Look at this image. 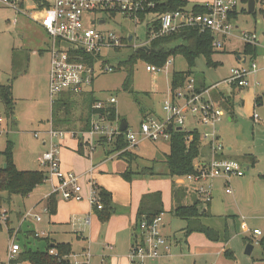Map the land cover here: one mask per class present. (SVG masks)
<instances>
[{"label": "rangeland", "instance_id": "374dc122", "mask_svg": "<svg viewBox=\"0 0 264 264\" xmlns=\"http://www.w3.org/2000/svg\"><path fill=\"white\" fill-rule=\"evenodd\" d=\"M196 1L188 0V6ZM235 1L239 13L231 22L233 30L229 37L225 40L218 37L223 42L224 48L214 50L211 59L216 65L208 66L205 58L202 56L197 58L186 81L194 79L197 83L203 82L206 87L220 83L214 92L233 99V118L231 119L222 109L223 118L215 125L214 132L220 137L216 145H220L222 151L231 157L230 161L238 162L244 175L232 177L226 185H223L222 178H207L192 184H189L185 177L171 178L167 175L164 164L165 155L169 152V142L159 140L153 143L137 137L135 147L126 148L138 158L130 165V169L136 172L143 168L154 167L156 175H133L130 181H126L123 174L128 171L127 162L117 157V153L105 155L111 143L106 144L107 146L98 143L99 146L94 145L92 148L86 144L88 136L80 133L77 122L83 106L78 99H82L79 96L69 95L76 106L72 110L71 126H68V131L59 139L58 159L61 172L70 173L77 178V186L80 188L78 197L66 201L60 194L55 195L56 215L49 217L50 215L44 210L45 201L37 204L51 193V182L47 179L45 183L37 186L27 199L22 201L20 197H13L10 205L1 204L0 264H10L7 260L8 230L18 229L20 220L17 215L23 209L24 213L30 212L31 215L27 217L21 230L17 232L18 237L15 238V243L22 249L29 247L33 251H43L45 249L43 236L37 239L31 235L27 236V232L47 233L50 229H56L64 233L63 241H68L73 251L78 250L79 253L84 248V253L92 256L90 264H126L130 249L129 225L136 219L141 199L153 193L161 195L163 213L160 215L161 223L158 231L166 237L170 249L167 256L147 261L145 264H242L240 259L250 262V259L237 258L234 254L243 247L246 238L252 240L255 245L253 257L256 259L260 256V249L256 244L260 238L251 237V231L258 228L262 236L264 235V71L261 70L251 77L249 87L234 91L223 81L229 77L230 69L239 65L236 56L242 52L244 46L237 38L240 33H255L262 43L264 3L255 5L256 15L253 16L241 13L243 5L239 0ZM33 10V0H23L21 10L0 3V84H12V96L16 102L14 115L9 118L6 117L0 102V153L5 151L7 142H11L15 166L28 171L42 169L37 158L47 149L42 142L47 140L46 131L50 129L51 119L48 93L49 39L42 27L30 17V11ZM150 19L135 23L116 15L107 19L105 25H95V28L113 32L118 37L131 35L137 42H143L147 37L146 25ZM109 54L112 58L111 64L117 65L118 60L120 62L127 60L133 54V49H121L119 52ZM168 62L170 63L152 73L146 71L145 62H137L133 73L134 95L122 89L126 76L123 69L112 73H97L92 88L94 96L103 101L110 97L115 98L114 108L118 117L127 121L129 132H137L140 121L146 118L161 122L167 117L162 106L170 94L171 75L187 70L186 61L182 56L170 58ZM257 97L261 99L259 104L255 102ZM254 114L259 117L258 123L252 119ZM68 127L64 126L61 129L66 131ZM193 129H198L202 134L212 132L211 129L196 123L191 116H187L183 130L191 132ZM71 132L77 134L73 137ZM34 134H38V137L35 138ZM207 141L203 139L201 151L205 150L204 144ZM80 142L83 143V152L78 148ZM243 156L254 157L256 163L253 166L249 165L242 160ZM90 184L111 193L115 212L106 221H101L90 210L88 202ZM173 186L203 187L210 193L209 211L213 217L204 218L202 223L213 230H223V220L220 215L236 214L238 218H235V236L227 245L210 241L202 233L184 234L186 223L171 215L170 190ZM226 189L231 192L230 195L225 194ZM193 202L194 199L190 197L186 200V205H191ZM77 203L78 225L74 227L68 221L72 218V206ZM203 204L205 205V202L200 205L201 208ZM90 211L91 214L88 215ZM35 216L41 221H36ZM82 217H85L84 220ZM59 220L63 222L58 223ZM76 230L82 232L78 234V240L72 235ZM10 231L12 233V230ZM223 245L224 250L233 251L231 252L234 259L224 255L221 250ZM75 259L72 257L71 261ZM83 259H85L83 255L78 256L79 262H83Z\"/></svg>", "mask_w": 264, "mask_h": 264}, {"label": "built area", "instance_id": "2783aa9c", "mask_svg": "<svg viewBox=\"0 0 264 264\" xmlns=\"http://www.w3.org/2000/svg\"><path fill=\"white\" fill-rule=\"evenodd\" d=\"M34 10L30 11V17L39 24L49 39V72L48 93L52 104L62 95L87 96L93 92V81L97 73H112L117 65H112L110 52H119L121 49L132 48L133 53L149 48L151 41L157 37L169 35L181 28H191L199 33L209 32L213 35L212 47L221 50L224 44L218 37L225 40L229 37L232 28L230 14L237 12L235 0H202L197 5L206 9V12H193L191 6L173 13L155 14L154 0H33ZM240 2V0H239ZM0 3L8 7L23 8V0H0ZM264 3V2H263ZM256 5V3H255ZM246 9V5L243 6ZM120 15L135 23L151 18L146 25L149 30L143 42H137L134 36L131 40L127 36L118 37L107 30H97L95 25L103 26L107 19ZM143 17V18H142ZM157 22V26H155ZM264 34V33H263ZM237 38L243 44L251 45L258 49L256 58L246 56L245 62L230 69L229 77L223 81L230 89L248 87L249 79L259 71H264V36L262 43L255 33L242 32ZM170 62H166L168 64ZM158 70L154 66L147 65V72ZM220 83L210 87H204L200 91L195 90L196 81L190 79L183 86L173 92L170 90L169 97L163 103L162 110L167 114L165 120L157 122L151 118L141 120L137 132H129L128 125L125 132L119 131V122L108 119V110L114 108L115 98L97 101L91 106L94 114L89 120V129L80 131L86 134V142L90 148L105 140L106 144L113 143L118 136L123 134L128 146L135 147L137 137L141 140H149L153 143L170 140V133L183 126L187 116H191L196 123L212 130L204 133L202 139L208 140L211 149L210 162L202 167H197L195 175L185 176L190 183H199L207 178H222L227 182L232 177H242L243 170L236 161L217 159L222 151L220 145H216L217 137L214 127L223 118V110L211 97V92L218 88ZM102 111V113H101ZM255 123L259 122L257 114L253 115ZM171 126V131L168 126ZM67 131L54 129L50 122V129L46 131L47 146L45 152L37 158L38 164L46 170L47 179L51 182L49 196L60 194L63 200L69 201L78 197L80 188L77 186V178L72 174H64L60 170L58 159L59 139ZM73 137L77 132H71ZM38 137V134H34ZM191 137L189 136L187 141ZM126 150V148L124 149ZM123 150V151H124ZM122 151V152H123ZM121 152L117 153V156ZM97 188L90 184L88 202L91 208L101 210L102 203L97 193ZM196 194L205 204L210 203V193L203 187L195 189ZM226 193H230L226 189ZM36 221L40 218L35 216ZM88 223V220H86ZM160 216L151 224L143 221L138 227L134 242L129 250L126 264H145L154 261L161 256H167L170 245L166 237L162 236ZM17 231L10 234V247L7 251L8 263L17 259L20 254L19 245L15 243ZM35 235V237L43 236ZM253 238H261L262 233L258 229L251 231ZM258 242V241H257ZM256 242V244H257ZM51 255L55 252L50 251ZM85 257L83 262L70 261L72 264H90L91 255L82 253Z\"/></svg>", "mask_w": 264, "mask_h": 264}, {"label": "trees", "instance_id": "16d2710c", "mask_svg": "<svg viewBox=\"0 0 264 264\" xmlns=\"http://www.w3.org/2000/svg\"><path fill=\"white\" fill-rule=\"evenodd\" d=\"M248 0H240V3L244 6ZM255 3H263L264 0H254ZM155 8L152 13L164 14L173 13L176 11L183 10L188 7V0H154ZM193 12L203 13L206 9L200 5L191 6ZM241 13H247L243 7ZM239 12L230 14L231 20L237 18ZM255 16V11L252 14ZM143 18V17H142ZM157 26V22L154 24ZM148 29L146 33H148ZM213 35L209 32L199 33L197 30L191 28H181L169 35L160 36L151 41L149 44L148 51L139 50L133 53L131 56L122 62H119L117 69H123L126 72L125 79L122 83V89L131 95H134L132 88L133 84V73L134 66L137 62L143 61L147 65L154 66L157 69H161L165 66L166 62L170 58L175 56H182L186 61L187 70L185 72H175L171 75V92L177 88L183 86L187 76L191 74V70L195 66V61L199 57L205 58L208 66H215L216 64L212 61L211 57L214 54V48L212 47ZM242 55L247 58L253 59L258 55V49L245 44L242 49ZM204 88L203 85H199L196 82L195 90L198 92ZM211 97L215 104L220 108L224 109L230 118H233L234 114V102L231 97H226L222 93H215L214 90L211 92ZM97 101L94 93H89L83 103L82 111L77 118L79 123L80 131H87L89 129V120L94 114L91 110V106ZM261 101L259 97L256 98V104ZM0 102L3 105L4 112L7 118L14 115L15 100L12 96V84L2 85L0 84ZM76 104L70 100L69 95H62L51 104V125L54 129L62 130L61 128L71 126L73 120V109ZM102 113V111H101ZM108 119L112 122L120 121L116 109L110 108L108 110ZM69 127L66 129L68 131ZM191 137L187 141L188 137ZM101 145H106L105 140L99 141ZM82 144L80 142L81 147ZM128 144L123 136H118L115 141L111 144L110 148L107 149L106 155L121 152L117 157L124 159L128 164V171L123 174V178L126 181H130L133 175H156L154 167L143 168L141 171L133 172L130 165L137 161L135 156L130 151H123L127 148ZM200 135L197 131L185 132L175 131L170 133L169 140V152L165 155L164 164L167 170V175L173 177H185L188 175H195L197 173V167L195 165L196 160L200 155ZM123 151V152H122ZM3 158V159H1ZM217 159H223L218 155ZM242 160L248 162L249 165L253 166L256 163V159L252 156H243ZM156 163V161H154ZM155 163H152L154 165ZM5 165V167H4ZM47 180V173L44 171H20L16 168L12 158V144L7 142L6 149L0 153V205H10L13 197H20L25 199L28 197L34 189L45 183ZM97 193L101 199L102 209H93L92 212L97 215L101 221H106L112 213L115 212L112 205L111 193L103 188H98ZM200 200H196L189 206H176L172 211V216L184 221L186 227L183 230L185 235L191 233H202L210 241L227 243L230 236L226 226L222 231L213 230L203 225L202 220L210 217L208 209L201 208ZM46 211L49 215L56 213V201L55 196H49L47 200ZM163 213V205L161 195L159 193H153L145 195L139 204L137 209L135 226L133 230V236L136 235L138 227L143 221L147 224H151L156 218ZM1 228V227H0ZM8 234L11 231L8 230ZM35 237L33 231L27 232V236ZM39 239V238H37ZM45 241V249L43 251H33L29 247H24L22 252L19 254L16 260L10 264L27 263V264H72L69 257L72 254V248L67 243H51L47 238ZM245 244L253 245L252 240L245 239ZM258 248L260 249V260L264 261V235L257 242ZM55 252L51 255L49 252ZM224 255L226 257L234 259L233 253L229 250H225Z\"/></svg>", "mask_w": 264, "mask_h": 264}, {"label": "crops", "instance_id": "0c3cea01", "mask_svg": "<svg viewBox=\"0 0 264 264\" xmlns=\"http://www.w3.org/2000/svg\"><path fill=\"white\" fill-rule=\"evenodd\" d=\"M201 2V0L200 1H196L195 3H193V5H197L198 3H200ZM192 5V6H193ZM49 43V42H48ZM47 53H48V51H47ZM237 56H240V57H243L242 56V52H240V53H238L237 54ZM236 56V57H237ZM237 61V60H236ZM237 62H239V61H237ZM49 71V70H48ZM251 79V78H250ZM249 79V81H251ZM250 83V82H249ZM203 85L204 87H206V85L202 82V83H199V85ZM248 87H249V85H248ZM232 90L234 91L235 89H233L232 88ZM93 93H94V91H93ZM86 97V96H85ZM85 97H82V98H80V99H82V100H79L78 99V102L79 101H81V102H83L84 101V99H85ZM227 97V96H226ZM96 98V97H95ZM97 99V98H96ZM260 103H261V101H259ZM258 102V103H259ZM51 111V110H50ZM51 113V112H50ZM14 119H16V118H14ZM50 122H51V119H50ZM50 122H49V125H50ZM200 125V124H199ZM193 131H197L198 133H199V135H200V146L202 145V142H203V139H202V133L198 130V129H193ZM192 132V131H191ZM217 137V140H219V136L217 135L216 136ZM44 142H45V140H43V145H45L44 144ZM82 144V146L81 147H79L80 146V143H79V145H78V148H79V151H81V152H83V143H81ZM200 146H199V151H200V155H199V157H198V159H197V162L195 163V165H196V167H202V166H204V165H206V164H208L209 162H210V159H211V149H210V144H209V142L207 141V143L206 144H204V148H205V150L204 151H201L200 150ZM107 151V150H106ZM106 151H105V153H106ZM228 151H230V149H228ZM106 155V154H105ZM219 156L221 155L222 157H223V159L224 160H231V157L228 155V154H225V152H223V151H221L219 154H218ZM16 167H17V169L18 170H20V171H28V170H25V169H19L18 168V166L16 165ZM42 169H44V168H42ZM36 170V171H43V170ZM45 170V169H44ZM46 171V170H45ZM188 182V181H187ZM222 182H223V185H226L228 182H227V180L226 179H222ZM189 184H192V183H190V182H188ZM197 187L196 186H188V187H182V186H178V187H175V186H173L172 188H171V190H170V195H171V201H172V209H171V211L176 207V206H178V205H181V206H189V205H186V200H188V198H192V199H194V201H196V200H199V197H198V195L196 194V192H195V189H196ZM109 192V191H108ZM225 194L226 195H230L231 194V192L230 193H226V190H225ZM29 197V196H28ZM28 197H26L25 199H27ZM48 197L49 196H46L44 199H41L40 201H38L37 202V204H40V203H42L43 202V200L45 201V207H44V210L46 211V207H47V200H48ZM25 199H22V201L23 200H25ZM13 200V199H12ZM55 201H56V211H57V200H56V198H55ZM200 203L202 204L203 202L200 200ZM204 205V204H203ZM202 208L205 210V209H208V212H209V214H210V217H208V218H211V217H213L212 216V214H211V212L209 211V208H210V203H208V204H205L204 206H202ZM72 209H73V212H72V214H71V216H72V218L71 219H69V224L71 225V223H72V226H76V225H78V203H77V205H74V206H72ZM90 209V208H89ZM91 210V209H90ZM25 211H24V209H23V211H19V213H18V215H17V218L20 220L19 222H18V231L17 230H14V229H11V228H9V230H12V234L15 232V231H17L18 233H19V231L21 230V227L23 226V224H24V222L26 221V219H27V217L29 216V215H31V213L30 212H26V213H24ZM91 214V211L89 212V214L88 215H90ZM56 215V213L54 214V215H50L49 217H54ZM172 215V214H171ZM75 216H77L76 218H75ZM86 217V216H85ZM84 217V218H85ZM237 216H236V214H228V215H220V218L223 220V226H226V228H227V230H228V233H229V236H230V238H229V240H228V242L227 243H224L225 245H227L230 241H231V238H233V236H235L234 235V232H235V228H234V225L236 224V222H235V218H236ZM83 218V217H82ZM84 218H83V220H84ZM238 218V217H237ZM41 221V220H40ZM61 222H63L62 220H59L58 221V223H61ZM130 229H131V234H130V239H129V241H128V244H130V248H131V246H132V244H133V242H134V238H133V230H134V226H135V221H134V223H131L130 225ZM240 226H241V224H240ZM237 227H238V225H237ZM224 228V227H223ZM239 229H240V227H239ZM254 229H258V228H254ZM253 229V230H254ZM55 230V231H54ZM54 230H49V231H47V233H44V231L43 232H40V233H37V232H34L33 231V233H34V235H41V233H43L44 235H43V238L45 239V238H47L48 240H50V242L51 243H67V244H69L70 246H71V244L68 242V241H63V238H64V233H62V232H60V231H57L56 229H54ZM259 230V229H258ZM30 232V231H29ZM32 232V231H31ZM82 232H78V230H76V231H74L73 233H72V235L74 236V239H77L78 240V234H81ZM237 234V233H236ZM9 235V234H8ZM18 237V234H16V238ZM82 237H83V234H82ZM252 237V236H251ZM9 238H10V235H9ZM39 238V237H38ZM40 239V238H39ZM85 240V239H84ZM254 246L255 245H253V249H252V253H251V255L250 256H246L245 254H244V248H245V244H243V247L241 248V249H238L239 250V252L237 253V252H234V254H235V256L237 257V258H240V257H244L245 259L246 258H248V259H250V262H248V261H245V260H242V259H240L241 261H242V264H264V261H261L260 260V256H257V258L255 259L254 257H253V250H254ZM10 247V240H9V245H8V248ZM8 248H7V251H8ZM19 248H20V253L22 252V248L19 246ZM71 248H72V246H71ZM130 250V249H129ZM222 252L224 253L225 252V250H224V245H223V247H222ZM232 251V250H231ZM85 252V250H84V248H82V251L81 252H79L78 253V250L75 252V251H73V248H72V254H71V256L69 257V260L71 261V258L73 257V259L74 258H76L75 260H78V256H81V254L82 253H84ZM233 252V251H232ZM91 259H92V256H91ZM74 261V260H73ZM17 264H27V263H24V262H21V263H17ZM205 264H207V263H205Z\"/></svg>", "mask_w": 264, "mask_h": 264}, {"label": "water", "instance_id": "95a60500", "mask_svg": "<svg viewBox=\"0 0 264 264\" xmlns=\"http://www.w3.org/2000/svg\"><path fill=\"white\" fill-rule=\"evenodd\" d=\"M254 11H255V1L254 0H248L247 1V4H246V12L248 14H253ZM131 37H132L131 35H127V39L128 40H131ZM144 50L148 51L147 48H145ZM236 60L237 61H240L241 60V63L243 64L245 62V57L244 56L243 57L237 56L236 57ZM127 125H128L127 124V121L125 119H121L119 121V131L122 132V133L125 132L126 129H127ZM168 130L169 131L172 130L170 125L168 126ZM175 131H182V128L181 127H178V128L175 129ZM4 167H5V165H4ZM252 249H253V245L246 244L245 245V248H244V254L246 256H250L251 253H252Z\"/></svg>", "mask_w": 264, "mask_h": 264}]
</instances>
